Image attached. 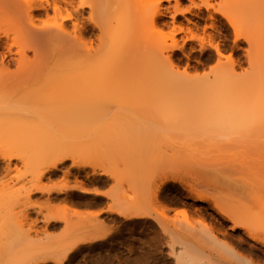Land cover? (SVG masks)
Returning a JSON list of instances; mask_svg holds the SVG:
<instances>
[{"label":"bare ground","instance_id":"bare-ground-1","mask_svg":"<svg viewBox=\"0 0 264 264\" xmlns=\"http://www.w3.org/2000/svg\"><path fill=\"white\" fill-rule=\"evenodd\" d=\"M226 1L0 0V23L13 28L11 33L0 32V220L3 224L4 219V229L12 237L4 229L0 231L14 242L22 240L23 243L17 241L21 243L17 245L18 252L22 250L23 256L20 264L67 262L72 249L78 247L75 239L63 247L47 249L38 235L45 236V227L60 229V223L63 224L61 233L72 231L75 223L85 222L84 227L88 228L100 213L85 214L83 222H79L77 217L80 216L76 217L75 214V221L78 222L73 223L74 213L61 210V203H72L71 198L76 193L81 200H87L91 195L98 199L101 196L83 188L80 185L82 181L79 183L75 175L83 173V179L88 180V183L96 178L102 184L107 181L119 184L129 180L130 188H126L127 191L131 190L130 200L127 197L129 194L120 195L125 197L122 200L117 198L119 194L116 198L111 196V199L102 196L110 200L107 211L103 209L105 214L115 215L128 222L149 219L150 204L153 201L159 202L158 194L169 182L163 178L152 187L146 183L144 174L145 182H142L139 177L141 164L135 159L136 154L129 149L124 152L122 148L125 161H128L127 168L122 170L124 176L121 171L108 174L81 164L78 158L83 156L85 150L81 142L88 137L84 138L85 135L80 133L82 131L84 134L85 129L82 128L86 125L115 119L118 127L114 128L113 138L117 142L124 139L133 142L140 137L150 136L151 130L143 131L137 125L138 120L147 114L159 116L158 119L161 118L164 124L172 128L179 126L184 130L186 126H196L193 131L199 130V126L201 129L207 126L210 128L212 124L226 129L233 128L236 124L239 126V122L245 121V118L253 117L260 124L255 122L258 128L255 125L252 127L255 130L260 127L258 133L261 138L257 137L259 140L250 142L247 140L249 144L243 145L245 150L242 145L232 143L236 139L229 141V144L232 143L230 146L234 148L241 147L238 153L234 149L237 153L234 155L249 164L257 165L254 173L264 177V0H243L236 6L233 4L236 8L232 5L235 11H224L221 8ZM86 10L87 13L84 12ZM107 12L115 15L105 18ZM167 13H170V23L162 20ZM187 15L190 17L187 18ZM115 22L129 23L134 29L133 33L117 41L105 39L104 34L109 25ZM140 25H146L149 29L138 32L137 27ZM226 25L232 40L229 49L225 50L227 56H223L219 45L224 42L221 31ZM156 29L167 30L169 42ZM178 35L183 36L180 38L181 44L176 40ZM187 43H196L200 52L213 50L216 57L210 55L208 60L215 61V69L203 77H191L186 71L180 72L174 68L172 59L177 55L176 52L182 58L189 59L195 51L190 48L186 52ZM132 63H146L149 67L148 75L142 78L135 76ZM166 64L168 68H164ZM242 65H246V70H243ZM174 88H178V92H168ZM49 92L53 95L44 97ZM256 95L262 96V99L253 100ZM103 96H106L107 101L104 105L100 103V106L98 99ZM123 101L128 102L127 108L117 106ZM162 106L166 108L161 109ZM34 121L38 122L34 124ZM66 137H69L68 140ZM64 138L66 142L72 139L70 144L65 143ZM258 152L263 153V157L259 156L262 159L252 158ZM231 158L237 160L238 157ZM66 162L70 163L67 168L64 167ZM223 182L217 184H223L225 188L201 184L196 180H190L184 186L192 203L207 204V209H203L205 213L210 210L220 222L230 224L229 231H241L245 238H240L245 239L251 247L260 246L264 249V216L254 217L251 211L248 214L245 210L243 212L231 193L233 189L226 181ZM148 198H152L149 199L152 201L150 204ZM176 206L167 205L163 211H171L173 218L180 217L181 220L157 222L163 230L160 229L167 233L172 244L171 250L174 251L173 246H177L173 254L176 264L254 263L251 257L234 247L237 241L239 245L238 238L236 242L232 241L235 242L233 245L231 235L217 231L220 226L214 228L211 222L200 216L193 219L192 223L190 213ZM5 220L10 222L6 227ZM7 237L0 240V264H8L5 260L12 255L9 250L16 248L17 243L12 240L10 242Z\"/></svg>","mask_w":264,"mask_h":264},{"label":"rangeland","instance_id":"rangeland-1","mask_svg":"<svg viewBox=\"0 0 264 264\" xmlns=\"http://www.w3.org/2000/svg\"><path fill=\"white\" fill-rule=\"evenodd\" d=\"M242 1L243 0H238V1L228 0L222 4L221 8L224 11H228V10L235 11V8H236L235 6L240 4ZM249 1H252V0H249ZM170 4H172V3H170ZM165 5L166 4H164V6ZM186 5H188V4L186 3ZM84 12L87 13L88 11L86 10ZM202 12L204 13V11H202ZM112 15H115V14L112 12H107L104 17L105 18L110 17ZM186 17L189 18L190 16L187 15ZM102 19H104V18L102 17ZM162 20L165 23H170V13H167L166 17ZM226 27H227V25L224 27V29H222L223 32L221 31L223 38H225L224 42L219 45L220 53L223 56L224 55L227 56L228 52L225 50L229 49V47L231 46L230 41L232 40L231 32H230L229 28H226ZM137 29H138V32H144V31L148 30L149 28L146 25H140V27H137ZM137 29L135 28L136 31H137ZM156 30L158 33H160L161 37L163 35L162 38H164V40L166 42H169L170 38H169V36L166 35L167 30H164V31H160V29H156ZM2 31H8L9 33H11L13 31V28L8 26L5 23H2V24L0 23V32H2ZM132 31H134V29H132L130 27L129 23L119 24V23L115 22V23H112L109 25L107 31L104 34V38L108 39L110 41L111 40L117 41V39L119 40L121 38H127L128 36H130L133 33ZM227 31L230 33H228ZM92 34H93V32H92ZM94 34H97V33L94 32ZM181 37H183V36L178 35L176 37V40L179 42V44H181L180 43ZM190 48H193L195 51L193 53H191V55L189 56V59L182 58L181 54L179 52H176L177 55L172 59L173 60L172 65L174 68L178 69L180 72L186 71L187 75H190L191 77H198V76L203 77V76L209 74L210 71L215 69V67H216L215 61L213 60L214 61L213 62V61L208 60V57H211V56L216 57L215 54L213 53L214 52L213 50H212L213 52L211 50H210L211 52L210 51L207 52L206 50L200 52V51H198L199 49L197 48L196 43H187L186 48H185L186 52ZM132 64H134L135 76H137L138 78H142V77H145L148 75L149 67L146 65V63H132ZM168 67H169L168 64H166L164 66V68H168ZM242 68H243V70H246L247 67H246V65H242ZM168 92L169 93L178 92V88H174L173 90H170ZM52 95H53V93L49 92V93L44 94V97H46V96L49 97ZM259 99H262V96L256 95L253 98V100H259ZM106 101H107L106 96H103L100 99H98V105H100V103H103L101 105H104L105 104L104 102H106ZM15 104L17 105V102ZM117 106L119 108H122V109L127 108L128 102H126V101L120 102ZM165 108L166 107L162 106L161 109H165ZM161 112H164V110L163 111L161 110ZM147 115H145V117L143 116V118H140L139 119L140 121L138 120L137 125L138 126L140 125L141 126L140 128H143L142 129L143 131L144 130H147V131L151 130V132L149 134L151 137L149 135H148L149 137H147V136L140 137V139H136L133 142L132 141L128 142L127 139L122 140V142L121 141L117 142V140L115 138H113L114 135L112 133H114V128L118 127V124H117L115 119H110L106 122L98 121L94 124L84 126L82 129L83 130L85 129L84 131H86V132L83 131L84 134H82V131H81L80 134L82 136L85 135L84 138H86V137H88V138L84 139L83 142H81L82 143L81 145H83L82 148L85 147L84 148L85 150L82 153L83 156L82 157L80 156L78 159H79V162L81 164H83L84 166H86L88 168H95V169L98 168V170L108 172V174L109 173L115 174V173H117V172L119 173L121 171L120 173L123 174L124 171L122 172V170H124L123 168H127L126 166H127V162H128V161H125V158L123 155H124V152L125 151L128 152V149H129V151H131V152L133 151V153L136 154V155H134L135 159L137 161L139 160V162L141 164L140 168H139V171L141 174L139 173L140 174L139 177H140V180L142 179V182L143 181L145 182V180H146V183L148 182L153 187L156 184H158L161 179L167 178V180L169 182L166 183V185L163 187V189H162L163 191L161 190V192H159V194H158V201L160 203L153 201V203L150 204L152 201L150 202L149 201L150 198H148V201L150 204V206L148 204V206L150 207V209L148 208L150 211L148 217H150V218L149 219L147 218L145 220H140V221L134 220V221L128 222V221L123 220L122 218L115 216V215H108L107 216L105 214L104 210L107 209V205L110 204V200H109V198H107V199L102 198V196L110 197V199L112 197L114 198V196L116 198L118 196L117 194H119V196L120 195L121 196H127V194H129V191H131V190L127 191L128 189L126 187L130 188L131 183H129L128 182L129 180L127 181V179H126V181L128 182L127 183L123 178L122 179L126 183L124 181H122L119 184H116L114 182L112 183L110 181H107V183L103 182V184H102L101 183L102 181H99V178H96L95 181H90L88 183V180H84L85 177H84V175H82L83 173H81L79 175H75V177L76 176L78 177L77 180L79 183L81 181L85 182V183L81 182L80 185L83 188H85L87 191L89 190L88 192H90L91 194H96V193H98L99 195L101 194V196L99 197L100 200L93 195H91L92 197L90 196V198L88 197L87 200H81L82 198L77 197V193H76L75 194L76 196L74 195V197L71 198L70 202H72V203H69V201L67 202V204L61 203L60 208L65 213H70V214L74 213L73 214L74 222L72 220L73 223L78 222L77 219L81 220V221L79 220V222H83V218H84L85 214H98L100 212L98 214L99 216L97 215V217H95L97 220L93 219L94 222L92 221V223L90 224V226H91L90 229H89L90 226L88 228L84 227L85 222H83L81 224L75 223V224H77L75 226V229H74L75 224H73V226L71 228L72 231L69 230L70 231V232L68 231L69 233L68 232H66V233L62 232L65 234V236H64V234L62 235L61 230H60L61 226L63 225L62 223H60V225L58 224V228H60V229H57V230H54L52 227H45L44 226L45 227L44 229H46L45 230L46 231L45 236L46 235L48 236V237L46 236L48 240L45 238V236H43L44 239L42 240L43 237L41 235H38V238L41 239L40 242L44 245L45 248L53 247V249H57V248L63 247L64 245H68L69 242H71L70 240L75 239L77 244H78L76 246H78V247H76V249L74 248V250L72 249V253H71L72 255L70 254L71 256L69 257V260L63 264H176V262H175L176 260H175V257L173 254L177 250V248H176L177 246L176 247L173 246L174 251L171 250L170 245H172V244L170 242V239L168 238L167 233L162 231L163 229H162L161 225H159L158 223H159V221H160V223H162V222L166 223L169 219L170 220L175 219L178 221L181 220L180 217L177 218L174 216L175 218H173V212L170 211V212L165 213L163 211V207H165L167 205L172 206V207H175L177 205L176 206L177 208H183V209L185 208V210H187L190 213L189 215L192 216V217H190V219H192L191 220L192 223H193V219L199 218L197 216H200V217H203L204 219H206L207 221H209V223L211 222L210 224H212V226H214V228H218L220 226L217 229V231H219V233L231 235V237L233 239H235V240H233V239L230 240L233 245L236 242V238H238L239 239V245L237 244L238 243V241H237L234 247H236L239 251H241L245 256L247 255V257H251L250 259L252 262H254L253 264H264V249L263 248H261L260 246H256V247L252 246L251 247L249 244H247V242L244 241L245 239L242 240L245 237H243L241 235V231L238 230L236 232H231L228 230V228L230 227V224L223 223L222 221L220 222V219L215 218L214 213L211 212L210 210H209L210 212L206 211L208 214L205 213L203 209L204 208L207 209V207H208L207 204L192 203L191 199H190V195L187 194L186 187L184 186V185H186V183H189L190 180H196L201 184L202 183L208 184V185L210 184L211 186L213 185V186L218 187V188H225L223 186V184H220V183L223 181H226L231 186V189H233V190H231V193H232L233 197L236 198V201L238 202L237 204H238L239 208H243L242 209L243 212L246 211L248 214L251 211V214L254 217H263L264 216V208H263L264 207V177L257 176L254 173V171H255L254 168L257 167V165L249 164V163L245 162L244 160H242L243 158L241 159L238 155H234L236 152L237 153L240 152L239 149L241 147L240 148L239 147L234 148L233 146L232 147L230 146L232 143L234 145L236 144V146H238V145L239 146L240 145L245 146L246 144H249L250 141L259 140L261 138L260 133H258V131H260V127H259V129H257L258 128L257 125H259L260 123L256 122V119L252 117L249 119L245 118V121L244 120L241 122L238 121L240 124L239 126H238V124H236L235 126H232L233 128H227V129L225 127H222V126L219 127V125H217V124H216L217 126L212 124V126H210V128H208L209 126H207V127H203L201 129V126H199L200 128L197 127V128H199V130L196 129V131H193L196 126L195 127L194 126L193 127L192 126H188V127L186 126V128H184V130H182V128H183L182 126H181L182 128H179V126H177V127L174 126L173 127L174 129L172 128V126H169L171 128V130H170L168 125L164 124V122H163L164 120L161 121L160 120L161 118L158 119L159 116L152 117V115L151 116H147ZM36 122H38V121H36ZM36 122L34 121V124H36ZM231 122L233 123L234 121H231ZM255 122L257 123V125H255ZM261 124H263V123H261ZM252 125H255L257 127L256 130H255L254 126L252 127ZM250 126H251V128H250ZM167 127H168V129H167ZM190 127H192V129ZM246 127H248V130ZM176 128H178V129H176ZM166 129H167V131H166ZM189 130H191V131H189ZM153 132H154V134H153ZM192 132H193V134H192ZM111 134H112V136H111ZM261 134H262V132H261ZM245 135H247V136H245ZM226 136L228 137V139L226 138ZM257 137L259 139H257ZM68 138L69 137H66L67 140H68ZM144 138H146V139H144ZM262 138H263V134H262ZM111 139H115V140L111 141ZM234 139H236L235 142L233 141ZM70 140H72V139H69V141ZM238 140H239V142H238ZM242 140H243V142H241ZM247 140L249 142L246 143ZM62 141H63V139H62ZM66 141L64 138L65 143L70 144V142H71V141L70 142L68 141L69 142L68 143ZM73 141H72V143H73ZM223 141L225 142L224 144H223ZM229 141L230 142L233 141V142L231 144H229L230 143ZM64 142H63V144H64ZM143 142H145V143H143ZM122 143H123V145H122ZM67 144H64V145H67ZM84 144H85V146H84ZM143 144H144V147H143ZM121 145H122V147H121ZM244 146L242 148H244ZM122 148L124 149V152L122 151L123 150ZM225 148H226V150H225ZM234 149L236 150V152ZM223 150H224V152H223ZM227 150H228V153H227ZM244 150H245V148H244ZM109 153H110V155H109ZM119 153H121V154H119ZM127 154L128 153H126V155ZM157 154H158V156H157ZM213 154H214V156H213ZM232 154L234 157H236V156L238 157L237 160H234L235 158L234 159L231 158V157H233V156H230ZM218 155H219V157H217ZM254 155L252 158L263 157V153H261V152H258L257 154L254 153ZM113 156H115V157L113 158ZM116 156L117 157L119 156L120 158L119 157L117 158ZM259 156H261V157H259ZM110 157H112V158H110ZM215 157H217V159ZM211 158L212 159L215 158V159L212 160ZM110 159H111V161H108ZM230 159L231 160L233 159L234 161L232 160L233 161L232 162V161H230ZM115 161H116V163H115ZM129 162H130V160H129ZM244 164H246V165H244ZM69 165H70V163L66 162L64 167L67 168ZM120 168H121V170H120ZM142 170H144V171L142 172ZM87 171H91V169H87ZM125 171H126V169H125ZM128 171H130V170H128ZM22 172H24V170H22ZM127 172H125V173H127ZM127 174H129V172ZM127 174H125V178L128 177ZM143 174L145 175V178H146L145 180H144ZM58 175H60V173H58ZM123 176H124V174H123ZM214 180L217 182H220V183L217 184V182L216 183L213 182ZM124 183L126 184V186ZM104 185H106V186H104ZM150 187H149V189L152 190L153 188L152 187L150 188ZM114 188L116 189V191L112 192V190L113 191L115 190ZM123 189L125 192H123ZM184 189H185V191H184ZM93 191L95 193H92ZM131 194H129L127 196L129 200H130L129 197L131 196ZM107 195H109V196H107ZM121 196L117 197V198H121V200L125 199V197L122 198ZM150 200H152V198ZM78 202H81V203H78ZM157 203H159V204H157ZM88 204H90V205H88ZM53 205H57V204L54 203ZM153 206H154V208H153ZM62 207H63V209H62ZM242 210H240V211H242ZM73 211H76L79 214H77ZM209 213H210V215H209ZM75 214H76V217L78 215L80 216V218L77 217V219H76L77 221H75V216H74ZM162 214L164 215V218L162 217L163 216ZM201 214H202V216H201ZM165 219H167V220L165 221ZM2 220H3V224H4V219H2ZM95 220L97 221V223ZM5 221H7V222H5V227H6V225L10 222L8 220H5ZM216 222L218 225L216 224ZM1 224H2V221L0 222V225ZM83 227H84V229L87 228V230H84ZM160 227L162 230L160 229ZM48 228H50V229H48ZM1 229H4V225L2 226V228H0V230ZM5 229H4V232L7 233L8 230L6 231ZM88 229H89V231H88ZM4 232L0 231V240L6 239L5 236L7 237L8 233H7V235H3ZM10 235L11 234H9L8 236H10ZM84 236L86 239L88 237V239L86 240L84 238ZM10 237H12V236H10ZM101 237H102V239H101ZM13 238H15V240L17 239V237H13ZM97 238L100 240H98ZM8 239L10 242H11V240L13 241L12 238H11V240H10V238H8ZM45 239L47 241H44ZM84 239L86 241H84ZM90 239L92 240V242L89 243V241H91ZM9 241L7 240V242H9ZM17 241H20V239H17L15 242L13 241V243H15V244L17 243L16 248H14L13 250H9L12 255H10L5 260V262H7L8 264H15V263L20 264V260H21V258H23V256L21 255L22 250L20 252H18L19 250L17 249L18 248L17 245H19L20 242L21 243H23V242H22V240L19 243ZM232 241H235V242H232ZM170 254H171V256H170ZM248 254H249V256H248ZM20 255L22 257H20ZM11 256L12 257L14 256V257L12 258ZM18 256L20 257V259ZM17 257L19 260L17 259ZM14 259H16V260H14ZM7 260H10V261H7ZM47 264H54V263L49 262ZM200 264H204V263H200Z\"/></svg>","mask_w":264,"mask_h":264}]
</instances>
